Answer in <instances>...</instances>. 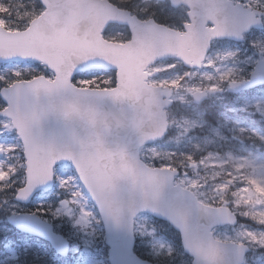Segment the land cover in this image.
<instances>
[{
    "label": "water",
    "instance_id": "water-1",
    "mask_svg": "<svg viewBox=\"0 0 264 264\" xmlns=\"http://www.w3.org/2000/svg\"><path fill=\"white\" fill-rule=\"evenodd\" d=\"M40 1L46 10L27 30L9 32L0 25V63L41 62L56 74L54 82L39 77L1 92L8 108L0 116L12 119L27 161V185L16 200L29 203L38 190H50L55 166L69 162L103 219L111 264H151L134 254V224L140 213L169 221L181 233L192 264H242L247 247L217 241L212 234L217 225L235 224L230 211L209 208L190 191L174 186L177 171L151 169L140 161L139 149L167 133L163 109L171 104L163 99L170 92L145 84L143 70L164 57L201 67L213 40L242 41L244 33L260 27V13L227 0H171L175 7L190 9L191 23L179 34L107 9L104 1ZM215 1L223 8L217 18L208 13ZM111 22L129 25L133 40L126 45L102 40L101 32ZM209 23L215 27L208 28ZM156 31L165 35L159 41L152 39ZM111 68L119 70L118 86L109 92L70 84L77 73ZM257 83H264V64L246 85ZM243 85L233 86L238 92ZM194 97L200 103L206 94ZM126 147L132 163L116 161V152ZM9 222L68 254L69 243L37 217L13 216Z\"/></svg>",
    "mask_w": 264,
    "mask_h": 264
},
{
    "label": "rangeland",
    "instance_id": "rangeland-1",
    "mask_svg": "<svg viewBox=\"0 0 264 264\" xmlns=\"http://www.w3.org/2000/svg\"><path fill=\"white\" fill-rule=\"evenodd\" d=\"M127 1L131 3L127 8L143 20L154 18L161 22L165 19L179 30H183L181 27L188 22L187 9H174L168 0ZM233 1L264 9V0ZM0 22L11 30L4 19L0 18ZM105 37L121 43L130 39L128 30L118 26L111 27ZM260 59H264V34L254 33L241 45L217 43L200 70L186 69L176 60L156 64L151 72H158L159 76L150 83L174 90V102L168 110L169 134L141 150L143 161L151 167L179 168L181 173L176 182L193 191L204 203L230 204L243 217L238 226L218 229L215 236L220 240L250 244L253 252L247 264H264V87L239 98L228 96L227 90L230 83L248 78ZM39 74L52 78L46 69L32 63L1 64L0 90ZM75 84L87 88H112L115 74L93 72L77 77ZM205 90L214 94L205 106L195 105L192 94ZM206 108L221 111L217 121L219 124L224 122L226 131L236 135L235 142H244L235 147L238 151H248L244 158L227 153L222 132L215 130L216 125L205 124L207 113L202 111ZM256 115L262 123L260 129L231 117L252 120ZM18 141L11 121L0 118V245L3 246L0 264H108L101 220L69 165L56 169L55 188L50 194L39 193L28 205L11 198L17 192L15 189L8 197L5 195L13 185L21 186L25 182V175H22L24 162L21 161L23 149ZM245 142L263 153H253ZM6 157H10L11 162ZM62 200L69 201L68 209L60 207ZM27 212L46 214L42 217L71 241V254L66 260L56 258L41 240L20 237L21 234L8 224L10 215ZM135 230L136 251L143 259L154 264H192V258L175 243L173 237L176 235L165 222L142 214L137 218ZM18 248L22 250V256L17 254Z\"/></svg>",
    "mask_w": 264,
    "mask_h": 264
},
{
    "label": "trees",
    "instance_id": "trees-1",
    "mask_svg": "<svg viewBox=\"0 0 264 264\" xmlns=\"http://www.w3.org/2000/svg\"><path fill=\"white\" fill-rule=\"evenodd\" d=\"M41 12L42 6L38 0H0V18L4 19L6 25L12 30H24ZM208 119H211V117L208 116ZM22 160L23 158H21ZM14 189L15 185L12 190ZM176 239L179 243L180 238L178 235ZM51 252L55 255L52 250Z\"/></svg>",
    "mask_w": 264,
    "mask_h": 264
},
{
    "label": "bare ground",
    "instance_id": "bare-ground-1",
    "mask_svg": "<svg viewBox=\"0 0 264 264\" xmlns=\"http://www.w3.org/2000/svg\"><path fill=\"white\" fill-rule=\"evenodd\" d=\"M134 1H138V0H134ZM133 1V2H134ZM122 3H124L125 5H127V6H129V7H131V3L129 2V1H127V0H124V1H121ZM208 13H209V16H211V17H218V15H219V13H223V8H222V2H217V1H215L214 2V5L210 8V10L208 11ZM161 18H163V17H161ZM163 20V21H162ZM161 20V22H164V23H169L167 20H165V19H162ZM153 35H152V39L154 40V41H156V39H158V41L161 39V38H163L165 35H163V33H162V31H156V32H153L152 33ZM118 44L119 45H124L123 43H121V42H118ZM136 72L137 71V69L135 68L134 70H133V72ZM137 73V72H136ZM116 157H117V159H116V161H127V162H130V163H132V158L130 157V152H129V148H124L122 151H120V152H116ZM220 221H222L223 219L220 217V218H218ZM218 221H217V219H216V223H217ZM224 225H217L216 226V228H219V227H223Z\"/></svg>",
    "mask_w": 264,
    "mask_h": 264
}]
</instances>
